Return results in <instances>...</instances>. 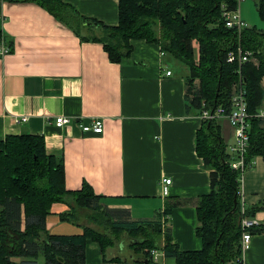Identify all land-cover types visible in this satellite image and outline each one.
Listing matches in <instances>:
<instances>
[{
  "label": "crops",
  "instance_id": "obj_1",
  "mask_svg": "<svg viewBox=\"0 0 264 264\" xmlns=\"http://www.w3.org/2000/svg\"><path fill=\"white\" fill-rule=\"evenodd\" d=\"M63 1L84 16L107 25L119 23V0ZM131 44L130 57L113 62L102 43L84 40L37 2L0 0V46L9 47L0 55V139L9 134L43 135L47 152L64 163L66 188L88 184L109 208L127 209L130 220L158 219L163 229H171L181 249H201L196 201L210 192L211 177L196 145L202 119L195 109H187L190 68L188 73L189 66L163 51L159 42L134 38ZM259 115L264 120V99ZM59 116L84 122L101 118L104 131L84 132L75 123L58 127ZM22 117L27 120L18 121ZM217 122L230 154L233 126L227 117ZM162 177L172 180L167 196L161 193ZM177 201L165 214L166 206ZM240 201L244 212L259 207L251 217L264 224L260 155L241 176ZM52 206L47 216L51 233L83 232L80 222L60 220L65 204ZM64 229L67 233H59ZM161 236L163 247L164 233ZM129 244L125 239L118 256L104 258L100 244L89 238L86 264H128ZM124 248L127 253L120 254ZM162 250L157 263L175 264ZM243 264H264V232L252 234Z\"/></svg>",
  "mask_w": 264,
  "mask_h": 264
},
{
  "label": "trees",
  "instance_id": "obj_2",
  "mask_svg": "<svg viewBox=\"0 0 264 264\" xmlns=\"http://www.w3.org/2000/svg\"><path fill=\"white\" fill-rule=\"evenodd\" d=\"M9 1L37 2L72 26L84 40L102 43L113 62L122 63L130 57L131 39L159 42L163 51L189 66L187 109H195L198 116L204 108L212 110L224 105L230 109L233 86L240 78L238 63L228 61V52L239 44L253 51L252 57L258 63L252 58L242 65L250 114L245 162L251 163L257 155L264 158V120L259 115L264 99V30L248 26L238 33L226 25L224 12L238 10V0H119L117 25L84 16L63 0ZM256 1L264 20V0ZM83 25L88 28L87 35L80 30ZM194 42L198 44L197 59ZM196 145L210 171L211 190L196 201V233L203 247L183 250L173 241L171 229H163L158 219L130 220L127 209L109 208L88 184L78 190L66 188L64 163L56 154L47 152L43 135L9 134L0 139V264H39L41 256L44 264H86L89 238L100 244L106 257L100 236L94 235L90 227L83 225L82 233L69 235L47 229V216L52 205L59 202L70 206L75 202L81 208L102 211L112 228L126 232L130 241L143 235V241L133 245L142 244L147 249L137 254L131 250L128 264H158L152 250L162 249L167 257L175 259V264H243L242 218L253 215L259 207L246 208L245 212L242 209V172L231 165L233 158L227 152L217 120L202 121ZM178 202L166 206L164 213H171ZM66 212L60 214V219L77 223L75 214L68 216ZM250 232H264V224L252 227ZM162 233L165 242L160 247ZM12 257L22 260L12 261Z\"/></svg>",
  "mask_w": 264,
  "mask_h": 264
},
{
  "label": "built area",
  "instance_id": "obj_3",
  "mask_svg": "<svg viewBox=\"0 0 264 264\" xmlns=\"http://www.w3.org/2000/svg\"><path fill=\"white\" fill-rule=\"evenodd\" d=\"M240 1V0H238ZM224 16L226 18V25L230 28H235L238 33L242 32L243 29L249 25L244 19H242L239 10L235 11H225ZM9 51L8 46H0V55H3ZM253 56V51L244 49L241 44H239L235 49L228 52V61L238 63L237 73L239 74L240 80L234 86L230 103L231 107L228 110L226 106L219 105L215 109H203L199 117L204 120L208 119H219L220 117H227L234 129L235 143L231 147L232 152V162L231 165L235 169H240L243 172L251 166V163L246 164V154L249 145V117L248 105L246 100V89L243 85L242 79V65L250 61ZM167 75H171V71L166 72ZM204 104V102H203ZM26 117H22L18 121H26ZM69 123L77 124L84 132H92L95 134H102L104 131V122L101 118H94L90 122H84L78 118H70L65 116H59L55 119V124L58 127H64ZM172 180L168 177H162L160 181V189L163 196H167L170 193V184ZM244 211V209H243ZM258 220L251 216H244L242 218V247L244 250L249 248L252 234L250 229L257 226ZM158 250H152V257L155 262L157 259Z\"/></svg>",
  "mask_w": 264,
  "mask_h": 264
},
{
  "label": "rangeland",
  "instance_id": "obj_4",
  "mask_svg": "<svg viewBox=\"0 0 264 264\" xmlns=\"http://www.w3.org/2000/svg\"><path fill=\"white\" fill-rule=\"evenodd\" d=\"M256 2H257L256 0H240L238 4V10H239V13L242 19H244L250 27H257L259 29L264 30V20L261 18V16L259 15L257 11ZM80 30L84 35L88 34V30H86L85 28H80ZM198 56H199L198 44L195 45L194 43V58L197 59ZM252 61L256 64L258 63V59L255 57L252 59ZM186 69H187V72L189 73V67H187ZM198 83H199V80L197 79L196 84ZM236 84H234V86ZM234 86H233V89H234ZM59 203H62V202H59ZM62 204H65L67 206V209L65 210V212L66 211L67 212L65 214H68V216H71L72 215L71 213H74L76 222H80L82 225L92 228L93 230H95V232L93 231L94 232L93 234L96 236H100L98 237V240L102 243V249L106 257L118 256L116 253L119 251V245L123 243L125 239L130 241L126 232H119V231L117 232L112 228L111 223L103 215L102 211L98 212V211H92L86 208H81L75 202L73 203L72 206L67 205L66 203H62ZM64 222H67V221H64ZM69 223L71 225H75L72 222H69ZM60 224H63V223L60 222ZM47 229L49 230L48 224H47ZM67 231L68 229L60 230L59 233L61 232L67 233ZM142 236H136L135 237L136 240L130 241L129 248L136 254L143 252L145 249H147L146 248L147 246H142V244L133 245V243L137 241H143ZM125 253H127V249L124 248V250H122L120 254H125ZM11 260L21 261L22 258L12 257ZM39 264H44V257L42 256L39 257Z\"/></svg>",
  "mask_w": 264,
  "mask_h": 264
}]
</instances>
